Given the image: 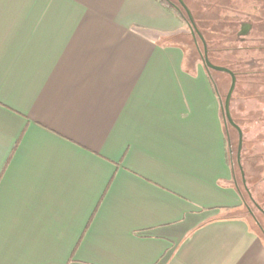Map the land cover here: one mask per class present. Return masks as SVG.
Segmentation results:
<instances>
[{
	"label": "crops",
	"instance_id": "0c3cea01",
	"mask_svg": "<svg viewBox=\"0 0 264 264\" xmlns=\"http://www.w3.org/2000/svg\"><path fill=\"white\" fill-rule=\"evenodd\" d=\"M188 33L156 0H0V264H264Z\"/></svg>",
	"mask_w": 264,
	"mask_h": 264
},
{
	"label": "rangeland",
	"instance_id": "374dc122",
	"mask_svg": "<svg viewBox=\"0 0 264 264\" xmlns=\"http://www.w3.org/2000/svg\"><path fill=\"white\" fill-rule=\"evenodd\" d=\"M195 1L187 0L191 9L197 12ZM251 9L252 3L248 6L242 5L241 10L244 13H241L242 15L240 12L235 14L245 17L243 15H246ZM233 12L237 11L234 9L229 14ZM197 16L202 19L203 17H209L211 20H216L215 22L221 21L219 15L205 16L198 14ZM262 25L264 29V24ZM245 33L247 32L234 33L223 39L221 34H215L214 36L218 37L209 39L207 46H219L220 54L215 56L216 63L222 65V62H227L226 64L239 74L236 76L235 88L230 98V113L243 135L239 162L242 167L244 181L237 162V130L228 122H224L229 143L227 155L232 166L234 182L241 191L245 204L244 208L242 206L241 211L238 213L247 220L252 229L264 238V83L262 84L255 79L260 76L259 74L251 73L252 68L262 67L264 69V62L249 61L250 58H259L261 53L248 48L255 45V43ZM222 45L230 46L236 49V52H233V50L222 52ZM185 49L188 60L193 63H201L205 69L202 62L203 44L197 35L193 37L188 33ZM241 71L244 73H240ZM208 72L216 86L220 102L223 103L230 85V76L226 72L212 69H208Z\"/></svg>",
	"mask_w": 264,
	"mask_h": 264
},
{
	"label": "trees",
	"instance_id": "16d2710c",
	"mask_svg": "<svg viewBox=\"0 0 264 264\" xmlns=\"http://www.w3.org/2000/svg\"><path fill=\"white\" fill-rule=\"evenodd\" d=\"M156 1L160 3L173 16H175L179 21L185 23L189 29L190 21L188 19V16L185 10L181 6H179L177 0H156ZM183 1L185 5L187 6V8L189 9L192 15L194 24L205 43L206 52H207L206 55L210 62H212L213 64H217L215 56L220 54V49L218 48L219 46L217 47L207 46L209 39L213 37L214 38L218 37V36H214L215 34L216 35L221 34L222 39L227 37V35H231L234 33L242 34L241 33L242 26H245L244 32H247L245 34L251 37V40L254 41L255 43V45H252L251 47H248V48H252L261 53L260 54L261 56L259 58H256V59L250 58L249 61L251 62L257 61L258 63L264 62V29L262 25L264 24V0H196L195 3L197 6V12L191 9L189 2H187V0H183ZM250 3H252V9L246 15H243L245 17H242L241 13H244L243 10H241L242 5L248 6ZM225 8L230 9L229 11L235 9L237 11L236 13L240 12L241 15L239 14L236 15L235 13L229 14V12L226 11L227 9ZM198 14H202L205 16L206 15H215V16L219 15V20L221 21L215 22L216 20H213V19L211 20L209 17L208 18L203 17L202 19L197 16ZM220 14L222 15L220 16ZM189 34L191 33L189 32ZM195 35L198 36V34L196 33ZM231 50H233V52H236V49L231 48L230 46L222 45V52H228ZM226 63L222 62V65L221 64H217V65H221V66L227 67L230 70H232ZM205 69L208 72V69L206 67ZM233 72L235 76L239 75L237 72L235 71ZM240 73H244V72L241 71ZM251 73L259 74L260 76L256 77L255 79L258 80L262 84L264 83V69L262 67L261 68L257 67L256 69L252 68ZM211 84H212L213 89L217 91L216 86L214 82L212 81V78H211ZM226 141H227V153H228L229 143H228L227 134H226ZM228 163L230 164L229 159H228ZM232 173H233V170H232ZM233 177H234V174H233ZM235 186L238 192L241 194V191L238 189V186L236 184ZM242 206L243 208L245 206L243 197H242L241 209H242Z\"/></svg>",
	"mask_w": 264,
	"mask_h": 264
},
{
	"label": "water",
	"instance_id": "95a60500",
	"mask_svg": "<svg viewBox=\"0 0 264 264\" xmlns=\"http://www.w3.org/2000/svg\"><path fill=\"white\" fill-rule=\"evenodd\" d=\"M177 1L186 11L188 19L190 21L189 32L191 33V35L193 37L195 36V33L198 34L200 40L202 41V44H203L202 62L204 64V66L207 69L226 72L230 76V85H229V88H228L227 93L225 95L224 102L223 103L220 102V109L222 112V118H223L224 122H228L231 126H233L237 130V133H238V144H237V160L238 161L237 162H238V166H239L240 173L242 176V180L244 181L242 167H241L240 162H239V152H240L241 145H242L243 135H242V131H241L240 127L233 121L231 113H230V98H231L232 92L235 88L236 76H235L234 72L232 70H230L229 68L221 66V65L213 64L212 62L209 61V59L207 58V55H206L205 43H204L202 37L200 36V34H199L195 24H194V21H193V18H192V15H191L189 9L184 4L183 0H177Z\"/></svg>",
	"mask_w": 264,
	"mask_h": 264
},
{
	"label": "flooded vegetation",
	"instance_id": "af4514ba",
	"mask_svg": "<svg viewBox=\"0 0 264 264\" xmlns=\"http://www.w3.org/2000/svg\"><path fill=\"white\" fill-rule=\"evenodd\" d=\"M178 2V1H177ZM184 2V1H183ZM178 4H179V2H178ZM185 4V3H184ZM179 6H181L180 4H179ZM182 7V6H181ZM183 8V7H182ZM184 9V8H183ZM225 9H227L226 11H228V12H232V10L231 11H229L230 9H228V8H225ZM186 12V11H185ZM233 13H236V12H233ZM232 14V13H231ZM245 31V26H242V29H241V33H243ZM207 53V52H206ZM226 134H228L227 133V131H226ZM248 208V207H247Z\"/></svg>",
	"mask_w": 264,
	"mask_h": 264
}]
</instances>
